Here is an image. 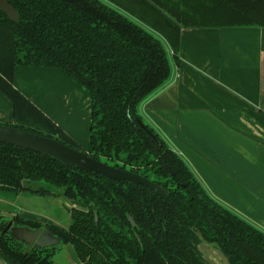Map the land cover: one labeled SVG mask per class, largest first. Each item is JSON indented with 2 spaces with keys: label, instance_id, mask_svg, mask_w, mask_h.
I'll return each instance as SVG.
<instances>
[{
  "label": "trees",
  "instance_id": "16d2710c",
  "mask_svg": "<svg viewBox=\"0 0 264 264\" xmlns=\"http://www.w3.org/2000/svg\"><path fill=\"white\" fill-rule=\"evenodd\" d=\"M107 1L7 0L17 13L13 20L0 9V92L14 118L7 125L81 150L13 84L16 66L60 68L91 97L88 154L144 176L167 198L0 142V190L17 194L25 182H44L81 205L66 227L0 214V259L57 264L59 245L29 244L19 233L25 228L47 229L78 264H204L185 240L191 228L240 264H264V231L213 199L139 112L171 76L163 42L149 29L178 63L181 28L264 26V0Z\"/></svg>",
  "mask_w": 264,
  "mask_h": 264
},
{
  "label": "crops",
  "instance_id": "0c3cea01",
  "mask_svg": "<svg viewBox=\"0 0 264 264\" xmlns=\"http://www.w3.org/2000/svg\"><path fill=\"white\" fill-rule=\"evenodd\" d=\"M180 44L177 63L163 43L171 76L140 115L213 199L264 231V26L183 27ZM59 69L16 66L13 84L89 153L91 97ZM13 122L0 92V123ZM184 237L204 264H237L196 231Z\"/></svg>",
  "mask_w": 264,
  "mask_h": 264
},
{
  "label": "water",
  "instance_id": "95a60500",
  "mask_svg": "<svg viewBox=\"0 0 264 264\" xmlns=\"http://www.w3.org/2000/svg\"><path fill=\"white\" fill-rule=\"evenodd\" d=\"M0 9L6 12L11 19H17V13L15 9L7 2V0H0ZM0 142L49 155L58 159L65 165H75L83 170L99 173L118 181H128L135 185H144L148 187L155 195L163 199L167 198V192L162 187L153 183L144 176L127 169L112 167L100 160L95 159L87 152L67 146L53 138L0 123ZM131 221L133 222V220ZM25 230L28 232L35 231L34 234L38 235L42 229ZM41 234L42 235L40 236V239L45 240L47 245L33 242V239L30 242L28 241L29 244L35 243L39 246H52L55 243H58V239L53 237L47 229H44ZM0 264H4L1 259Z\"/></svg>",
  "mask_w": 264,
  "mask_h": 264
},
{
  "label": "rangeland",
  "instance_id": "374dc122",
  "mask_svg": "<svg viewBox=\"0 0 264 264\" xmlns=\"http://www.w3.org/2000/svg\"><path fill=\"white\" fill-rule=\"evenodd\" d=\"M149 30L155 33L161 41L166 44V40L161 35L152 29ZM59 71L63 73L61 69H59ZM21 77L25 85H34L33 82H29L28 78ZM83 146H81V150H84L85 147ZM24 185L28 190L20 191L17 194L0 190V214L9 216L17 213L25 218L37 220L41 223L66 227L70 222V210L72 207H81L76 201L69 200L63 196L61 188L44 182H25ZM38 189H46L48 192L34 193L35 190ZM43 230L44 229H42L38 235L34 234L35 231L28 232L25 229L19 230V233L27 242H30L33 239V242L47 245L45 240L40 239ZM191 230L194 231L193 229ZM54 245H59V249L56 250L55 254L52 256L57 264H78L69 245H60L59 243H55ZM236 263L240 264L238 262Z\"/></svg>",
  "mask_w": 264,
  "mask_h": 264
}]
</instances>
